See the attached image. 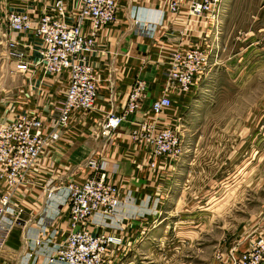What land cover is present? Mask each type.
I'll return each mask as SVG.
<instances>
[{
    "label": "built area",
    "instance_id": "1",
    "mask_svg": "<svg viewBox=\"0 0 264 264\" xmlns=\"http://www.w3.org/2000/svg\"><path fill=\"white\" fill-rule=\"evenodd\" d=\"M76 1L70 7L69 0H54L38 14L9 11L0 15L1 57L13 64L14 71L35 75L18 93L24 95L31 87L43 100L34 109L3 98L0 102L5 106L0 113V248L21 215L14 204L16 191L32 184L43 168L45 151L71 125L83 123L96 102L97 77L90 57L97 50L99 34L115 20L118 0ZM221 4L222 0H160L159 9L173 15L185 10L188 19L210 21L216 27ZM210 50L201 45L173 48L163 93L151 101L149 118L132 124L129 136L134 142L146 143L150 168L159 157L176 161L181 156L179 129L160 119L173 106L169 90L176 95L190 92L196 76L208 66ZM44 82L54 89H46ZM145 95V81L134 79L123 107L106 113L96 135L109 137L129 113L141 107ZM83 166L88 174L82 179L71 172L64 178L49 175L44 180L47 198L64 188L68 214L66 236L49 253V264H110L111 257L126 248L123 235L92 230L94 215H98L99 225L111 220L121 224L120 188L114 180L118 164L93 151ZM35 244H40V238ZM234 264H264V238H258L253 251L238 256Z\"/></svg>",
    "mask_w": 264,
    "mask_h": 264
},
{
    "label": "crops",
    "instance_id": "2",
    "mask_svg": "<svg viewBox=\"0 0 264 264\" xmlns=\"http://www.w3.org/2000/svg\"><path fill=\"white\" fill-rule=\"evenodd\" d=\"M53 1L0 0V15L9 11L38 14ZM76 3V0H69L70 7ZM159 3L160 0H118L115 20L99 34L97 50L90 57L97 77L95 105L83 123L71 125L45 151L43 168L32 184L16 191L14 204L21 209V215L0 248V264H49V253L66 236L68 214L64 188L56 190L47 198L43 189L44 180L49 175L56 179L64 178L71 172L77 179H82L88 174L83 163L93 151L96 156L100 154V158L119 166L114 180L120 188L118 213L122 218L121 224L111 220L108 225H99V217L94 215L92 225L95 232H115L125 238L126 248L111 257L110 264H118L125 254L147 241L150 232L161 224V213L172 193L169 185L185 151L183 149L176 161L159 157L155 161L156 166L150 168L146 143L134 142L129 136L132 124L149 118L151 101L163 93L167 61L173 48L209 46V65L212 67L215 64L220 65L219 68L226 67L230 60L226 61V57L229 58L228 43L219 41V23L215 27L210 21H192L188 19L185 10L177 15L165 13L159 9ZM1 49L0 102L3 98L4 101L15 102L27 109L36 108L43 101L40 93L31 87L26 89L24 95L18 93V88L25 86V82L35 75L14 71L13 64L1 57ZM209 73L211 76L206 67L202 74L196 76L188 93L176 95L169 90V95L178 106L161 116L163 124L181 127V120L185 119L186 111L202 89ZM136 78L146 84V95L141 107L129 113L109 137H99L96 132L106 113L112 109L120 111ZM44 86L46 89H54L49 82H44ZM4 107L0 103V113ZM263 218L260 213L259 236L264 234ZM38 238L40 244L36 245Z\"/></svg>",
    "mask_w": 264,
    "mask_h": 264
},
{
    "label": "rangeland",
    "instance_id": "3",
    "mask_svg": "<svg viewBox=\"0 0 264 264\" xmlns=\"http://www.w3.org/2000/svg\"><path fill=\"white\" fill-rule=\"evenodd\" d=\"M221 14L230 62H208L163 220L118 264H234L264 238V0H223Z\"/></svg>",
    "mask_w": 264,
    "mask_h": 264
},
{
    "label": "bare ground",
    "instance_id": "4",
    "mask_svg": "<svg viewBox=\"0 0 264 264\" xmlns=\"http://www.w3.org/2000/svg\"><path fill=\"white\" fill-rule=\"evenodd\" d=\"M221 8H222V4H221Z\"/></svg>",
    "mask_w": 264,
    "mask_h": 264
}]
</instances>
